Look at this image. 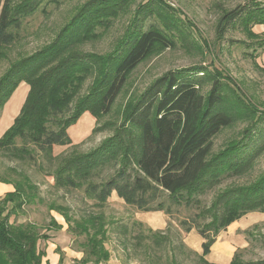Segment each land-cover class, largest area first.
I'll use <instances>...</instances> for the list:
<instances>
[{"label":"trees","instance_id":"obj_1","mask_svg":"<svg viewBox=\"0 0 264 264\" xmlns=\"http://www.w3.org/2000/svg\"><path fill=\"white\" fill-rule=\"evenodd\" d=\"M91 1L93 4L78 8L49 43L12 61L0 75V113L20 83L29 87L19 115L0 137V153L4 157L36 163V158L42 155L52 162L57 158L55 147L71 144L67 130L82 114L88 112L95 122L110 114L129 74L144 60L173 46L158 28L149 26L141 30L139 26L128 34L126 31L106 54L82 50L86 42L101 37L104 30L98 32V25L116 14L114 5L119 0ZM258 1L262 0H245L247 4L224 13L218 23V35L225 31V24L237 21L248 38H258L252 31L255 25L264 27V1ZM42 2L0 0V59H6L7 50L19 37L24 21ZM123 2L128 4L132 0ZM135 13L139 15L141 11ZM260 42L258 46L264 50V39ZM191 71L180 70L177 75L167 72L155 79L124 105L119 123L106 121L102 125L112 134L98 147L59 158L52 170L55 189L79 190L97 207H102L114 193L126 205L142 212H155L164 209L158 202L164 195L176 203H179L177 198L196 202L204 187L213 184L226 171L240 172L248 168L254 158L253 149L249 151L252 138L249 129L245 128L243 133L246 145L229 143L214 155L212 139L233 122L231 113L219 108L223 100L229 98L236 106L247 109L239 117L254 118L258 109L229 81L225 84L229 97L225 96L219 81L228 77L216 68L215 81L204 97L200 82L193 79L195 73L180 76ZM9 172L12 179L0 177V182L14 188L0 198V264H42L45 252L38 248V242L49 237L39 233L33 224L10 223L11 217L23 213L24 206L42 203V199L28 175L15 168ZM47 207L63 218L69 233L83 235L80 264H101L109 260L103 214H88L76 220L66 207L52 203ZM211 207L203 210V215L209 213L211 220L200 232L204 241L199 261L204 264H210L204 257L215 241L208 234L210 230L217 235L246 213L264 212V174L245 189L220 193ZM61 228L51 217L46 231ZM56 253L58 264H63V253L59 248ZM229 264H264V261L240 262L235 253Z\"/></svg>","mask_w":264,"mask_h":264},{"label":"rangeland","instance_id":"obj_2","mask_svg":"<svg viewBox=\"0 0 264 264\" xmlns=\"http://www.w3.org/2000/svg\"><path fill=\"white\" fill-rule=\"evenodd\" d=\"M84 4H93V1L43 0L39 9L24 21L19 37L7 50L6 59H0V75L12 61L49 43ZM243 4H247L245 0H132L128 4L123 0L116 1V14H112L109 19L102 18L108 21L98 25V32L104 30L101 37L96 41L86 42L81 47L82 50L106 54L124 37L126 31L128 34L139 26L142 27L141 30L149 26L158 28L173 46L144 60L129 74L110 114L99 122L93 121L88 112L82 114L67 130L71 144L55 147L54 154L57 158L52 162L41 155L36 158V163H22L10 160L0 153V177L12 179L10 168L24 172L36 185L37 195L42 199V203L24 206L23 213L15 219L11 218L10 223L33 224L39 233L54 239L57 247L64 252L65 264H80L78 261L83 256L81 243L84 242V237L67 231L63 218L55 211H48L47 206L51 203L68 208L69 215L76 220L88 214H103L106 221L105 248L110 253V258L101 264H204L199 261L204 241L200 232L211 217L209 213L203 215V210L213 209L211 206L220 193L245 189L264 174V50L258 46L264 39V31H261L264 27L255 25L253 32L258 33V38L255 39L248 38L237 21L225 24V31L219 35L217 33L222 15ZM136 10H140L141 14L137 15ZM215 68L228 77L219 81L222 93L229 97V89L225 84L227 81L233 83L258 112L254 114V118L249 115L239 117L240 113H247V109L236 106L229 98L223 100L219 108L229 111L233 122L212 139V154L218 153L229 143L236 146L241 144L245 128L249 129L252 136L249 151L253 149L254 158L248 168L240 172L232 169L229 173L226 171L213 184L204 187L205 191L196 198V202H185L177 198L179 203H176L164 195L158 199L164 209L155 212H142L126 205L114 193L102 207H97L94 201L84 198L79 190L55 189L52 170L59 158L71 152L84 153L98 147L112 134L109 128L102 125L106 121L119 123L124 105L130 98L142 93L152 81L167 72L177 75L180 70L190 69L193 71L180 72V76L195 73L193 79L200 82V93L205 97L215 81ZM28 90L25 83L16 87L4 105L9 109L3 122L13 115V124L24 105ZM109 127L111 128L110 125ZM3 128L1 126L0 130ZM51 217L63 226V230L46 231ZM228 229H232L230 233ZM208 234L214 236L215 240L229 236L236 251V259L240 262L264 261V212L246 213L226 229H221L217 235L211 230ZM44 243L38 242L40 250ZM66 252L69 257H66ZM76 252L80 253L79 259L70 255ZM212 259L211 255L210 260Z\"/></svg>","mask_w":264,"mask_h":264},{"label":"crops","instance_id":"obj_3","mask_svg":"<svg viewBox=\"0 0 264 264\" xmlns=\"http://www.w3.org/2000/svg\"><path fill=\"white\" fill-rule=\"evenodd\" d=\"M254 27H256V26H254ZM254 27L252 28V31H254V29H256ZM261 31H264V29ZM8 109L9 108L7 106H4L1 113H0V127L4 126V128L2 130H0V137L3 135L4 131L8 127L11 126L12 119L14 118L13 115H12V117L8 116V120L3 122L4 121L3 119H4ZM92 119H93V121H95L94 118H92ZM13 191H14V188L11 184L0 182V198H2L6 194L11 193ZM11 218L15 219L17 217H11ZM61 230H63V226H62ZM231 230L232 229H230L228 231V233H230ZM54 237H55V234H54ZM54 241H55L54 239H48L47 241H44L45 243H44L43 248L41 250H43L45 252V257L42 259V264H58L59 255L56 253V249L58 247H57V243ZM202 243H203V241H202ZM60 251H62V250H60ZM196 252H199V251H196ZM235 252L236 251L230 242L229 236H223L222 238L220 237L214 241V243L211 245V247L209 249V254L206 255L204 257V259L210 264H229L230 261L232 260L233 255L235 254ZM62 253L64 256L63 251H62ZM199 253L201 255L202 249H201V252H199ZM79 254H80L79 252H76V253H71L70 255H71V257H74L75 259H79L78 258ZM65 255H66V257H69V254L67 252ZM211 255L213 257L212 260H210ZM65 262L66 261L63 260V264H65Z\"/></svg>","mask_w":264,"mask_h":264}]
</instances>
